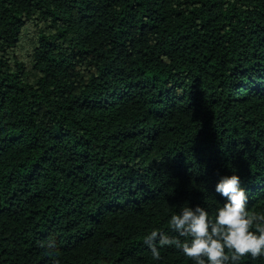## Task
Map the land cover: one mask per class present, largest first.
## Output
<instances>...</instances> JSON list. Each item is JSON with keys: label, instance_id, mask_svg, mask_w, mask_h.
Here are the masks:
<instances>
[{"label": "trees", "instance_id": "16d2710c", "mask_svg": "<svg viewBox=\"0 0 264 264\" xmlns=\"http://www.w3.org/2000/svg\"><path fill=\"white\" fill-rule=\"evenodd\" d=\"M231 172L264 216V0H0V264H194L144 238Z\"/></svg>", "mask_w": 264, "mask_h": 264}, {"label": "clouds", "instance_id": "9594fccd", "mask_svg": "<svg viewBox=\"0 0 264 264\" xmlns=\"http://www.w3.org/2000/svg\"><path fill=\"white\" fill-rule=\"evenodd\" d=\"M214 192L222 198L214 211L184 203L171 212L167 224L176 235L156 227L146 234L144 243L154 258L165 245H175L194 264H238L245 255L264 256V216L249 212L241 176L219 174Z\"/></svg>", "mask_w": 264, "mask_h": 264}]
</instances>
